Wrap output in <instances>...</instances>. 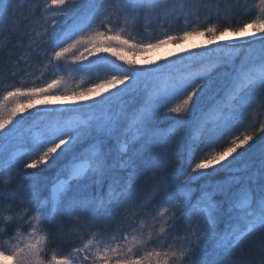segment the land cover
<instances>
[{
	"label": "snow or ice",
	"instance_id": "snow-or-ice-1",
	"mask_svg": "<svg viewBox=\"0 0 264 264\" xmlns=\"http://www.w3.org/2000/svg\"><path fill=\"white\" fill-rule=\"evenodd\" d=\"M231 13L251 19L233 27ZM259 13L247 0H0L9 41L0 68L12 66L5 78L16 68L32 74L24 57L53 75L40 86L11 83L0 101L8 142L29 119L23 113L44 105L30 114L40 130L26 150L18 158L0 151V264H264V135L256 144L247 128L239 132L260 124L264 133V122H250L264 109V0ZM202 14L204 26L191 27ZM181 21L183 29L147 43L129 31ZM229 32L235 39L221 41ZM193 37L207 44L180 59L198 67L175 77V61L137 67L122 54ZM69 54L80 63L64 65ZM101 62L113 69L108 78L57 95V72Z\"/></svg>",
	"mask_w": 264,
	"mask_h": 264
},
{
	"label": "trees",
	"instance_id": "trees-1",
	"mask_svg": "<svg viewBox=\"0 0 264 264\" xmlns=\"http://www.w3.org/2000/svg\"><path fill=\"white\" fill-rule=\"evenodd\" d=\"M247 3H248L249 8L254 6L257 9V15L260 14L259 13V0H255L254 5L252 3V0H247ZM51 7H55V6H51ZM222 15H223V13H222ZM205 17H206V14H202L200 25L193 24V25H191V27L195 28V27L204 26ZM225 19H227L228 23H230L233 27H238V26H241L243 23L248 22L251 19V17L243 15V14H239V13H231V14H229V17H226ZM213 22L216 23L217 27L223 26V23L218 18L214 19ZM184 27H185V25L181 21L179 23L173 24L171 28H169L167 26H165L164 28H161L157 25H152L151 28L149 29V31H145L144 26L141 24V25H137L135 27H130L129 31L131 32V35L136 38L137 41L143 40V42L147 43V42H149L148 38H150L152 41H154L157 37L162 38V36L165 32L175 33L177 30L183 29ZM249 31L252 33V29H249ZM227 34H232V33L229 32ZM8 42L9 41L6 38V36L0 34V47H3ZM205 44H207V40L204 37H193L189 40H185L181 44H171V43L167 44L165 46L170 45L172 47H177V46L183 47V45H189V48H192V49H189L188 51H186V53L181 52L180 55L174 56L172 59L166 61L163 64H167L169 61H175L176 62V67L173 69V72L171 74L173 77L179 76L181 74L189 73V72L195 70V68H197L198 65L194 64L190 60H185L182 62L180 57L181 56H187V54L190 50L195 49V46H201V45H205ZM165 46H163V47H165ZM163 47H161V48H163ZM252 47L258 48L259 43L252 45ZM161 48H158V49H161ZM156 50L157 49H155L151 52H148V53H136L135 55L131 52H124L122 54L124 55L126 60H134L136 63L137 58H148L147 56H149L150 54H152ZM102 55H104L106 57L107 61H114L116 65L120 66V68H127L128 67V65L124 61L117 60L110 53H104ZM89 59L95 61V60H97V57L93 56V57H90ZM25 62L33 65V67L29 70L30 73H32V74L22 73V72H20L19 68H16L15 70L19 74L15 77L14 80H8L4 76V72H6V71L10 72L12 70L11 65H9V67L6 69L0 68V101L3 100V96L6 94L5 93L6 87L11 83H15L17 86H20V87H33V86L43 85L45 83L50 82L51 79H53L52 70L50 67L46 68V67H44V65H42L36 61H33L30 57H24L23 59H20L21 65H23ZM12 63L15 64V61H13ZM79 63H80V61H74V58L71 54H69L67 56V58L65 60H63V64L66 65L67 67H73L74 64H79ZM83 63L87 64L88 61H83ZM136 66L141 67V66H138L137 64H136ZM111 71H113V69L106 62H101V63H98L97 66L91 72H87V71L57 72L56 75L61 77L62 81H63V83L58 86L57 95H63L64 93L71 94L74 91L84 90L87 87L92 86V84L98 82L100 79L108 78V74ZM53 100L57 101L55 98H52L49 101V103ZM89 102H91V101H89ZM80 103H84V102L74 101V104H80ZM11 106H14V105L9 104V107H11ZM173 106H175V105H173ZM43 107H44V105L37 104V105H35V107H33V108L29 109L27 112L23 113V115L26 117H29V119L27 121H24L22 126L20 127V131L18 134L19 138L17 140L12 141V142L0 141V151H2L6 156H8L10 158H18L19 154H22L23 151L26 150L27 142L30 141V139L40 130V128H37L34 124V121H37L38 118L36 116H31L30 114L31 113H37ZM19 118L20 117L18 116L17 119H19ZM60 118L64 119V120H68L71 118V115L70 114H64ZM53 119H54L53 117L46 118L41 123L40 127H43L44 124L50 123ZM256 120H260L261 122H264V109H259L258 111L255 109L252 110L250 122L254 123ZM245 128H247V131L254 136V141H252L250 143L258 144L259 143V136L264 135V133L259 132L260 124H256L255 127H251L248 124H246L239 129L240 134L244 133ZM213 151H215V149H213ZM238 151H242V149L238 150ZM209 154L210 153H205L204 155H209ZM173 166L175 167L177 165L174 163ZM241 166H243V165H241ZM21 170H22L21 167L18 165L16 168V171L19 173V172H21ZM28 171H32V170H28ZM53 174L54 173L51 171L41 173V179H42L41 187L45 191H47V188L45 186L47 185L48 181L51 179Z\"/></svg>",
	"mask_w": 264,
	"mask_h": 264
},
{
	"label": "rangeland",
	"instance_id": "rangeland-1",
	"mask_svg": "<svg viewBox=\"0 0 264 264\" xmlns=\"http://www.w3.org/2000/svg\"><path fill=\"white\" fill-rule=\"evenodd\" d=\"M225 35H232V34H225ZM242 35L245 37H249V36H251V32L248 30L245 33H243ZM189 49H192V48H189V45H183V47L179 46L178 48L168 45V46H165L161 49H157L155 52H153L152 54L147 56L148 58H139V60L143 61V63L138 62V64L143 65V64H146L145 61H148L151 63V65L153 67H155L157 65V63L163 64L166 61L172 59L174 56L180 55L181 52L186 53V51H188ZM143 66H145V65H143ZM143 66H141V67H143ZM59 103H60L59 101L53 100L49 104L51 106H57V105H59Z\"/></svg>",
	"mask_w": 264,
	"mask_h": 264
},
{
	"label": "bare ground",
	"instance_id": "bare-ground-1",
	"mask_svg": "<svg viewBox=\"0 0 264 264\" xmlns=\"http://www.w3.org/2000/svg\"><path fill=\"white\" fill-rule=\"evenodd\" d=\"M235 37L233 35H225L220 38L221 41H228V40H234Z\"/></svg>",
	"mask_w": 264,
	"mask_h": 264
}]
</instances>
